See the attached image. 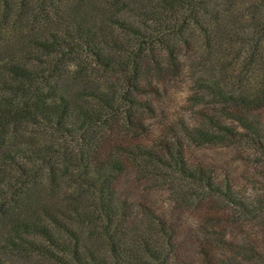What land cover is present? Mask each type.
<instances>
[{"label": "trees", "instance_id": "trees-1", "mask_svg": "<svg viewBox=\"0 0 264 264\" xmlns=\"http://www.w3.org/2000/svg\"><path fill=\"white\" fill-rule=\"evenodd\" d=\"M182 75L221 108L188 139L264 149V0H0V264H264L244 246L245 261L190 262L169 218H133L122 193L151 168L236 201L182 145L144 143Z\"/></svg>", "mask_w": 264, "mask_h": 264}, {"label": "rangeland", "instance_id": "rangeland-1", "mask_svg": "<svg viewBox=\"0 0 264 264\" xmlns=\"http://www.w3.org/2000/svg\"><path fill=\"white\" fill-rule=\"evenodd\" d=\"M165 83V94L155 103L157 113L147 119L149 131L144 143L163 140L174 147L182 145L186 160L210 173L214 182L239 203L202 193L180 180L173 170L165 171L162 178L154 176L151 168L145 176L129 169L121 190L130 202L132 216L140 217L144 205L157 215H166L179 231L182 257L190 262L199 258L197 253L202 250H213L216 260L239 257L245 261L248 255L239 253L241 247L264 250V213L257 215L254 209L264 201V149L234 138L220 143L188 139L185 128L192 132L203 128L201 115L221 108L195 105L197 93L192 91L188 76L170 77ZM252 114L264 125V107Z\"/></svg>", "mask_w": 264, "mask_h": 264}]
</instances>
